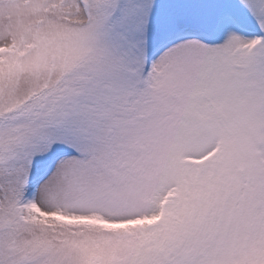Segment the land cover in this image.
<instances>
[{
    "label": "snow or ice",
    "instance_id": "snow-or-ice-1",
    "mask_svg": "<svg viewBox=\"0 0 264 264\" xmlns=\"http://www.w3.org/2000/svg\"><path fill=\"white\" fill-rule=\"evenodd\" d=\"M0 264H264V0H0Z\"/></svg>",
    "mask_w": 264,
    "mask_h": 264
}]
</instances>
